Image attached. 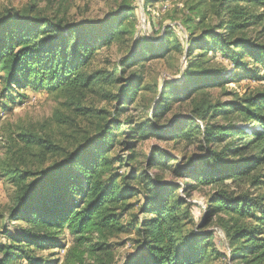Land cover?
Here are the masks:
<instances>
[{
  "label": "trees",
  "instance_id": "obj_1",
  "mask_svg": "<svg viewBox=\"0 0 264 264\" xmlns=\"http://www.w3.org/2000/svg\"><path fill=\"white\" fill-rule=\"evenodd\" d=\"M208 1L218 23L188 41L180 85L159 88L147 81L144 61L164 58L166 40L158 46L137 40L117 62L99 60L100 48L124 34L120 14L132 13L129 4L102 20L76 23L34 2L0 10L5 95L42 89L90 125L79 129L56 113L55 122L70 126L71 135L80 131L66 146L31 129L7 139L0 178L13 191L7 210L0 211V237L6 240L0 241V264H115L113 241L130 230L138 253L124 264H211L223 256L211 244L216 232L229 263L264 264V196L250 191L264 185V90L214 95L216 87L241 77L235 72L264 70V0ZM179 48L177 43L174 50ZM216 51L232 72L207 57ZM98 60L113 68L95 67ZM106 87L104 100L116 103L111 118L83 105L87 93ZM145 92L157 97L146 116L124 115ZM172 102L185 105L189 116L171 112ZM149 139L168 147H151L136 164L137 145ZM200 186L208 188L205 208L200 223L191 226L185 198ZM208 226L213 230L205 231ZM45 248L63 249V255L48 260L54 252L38 254Z\"/></svg>",
  "mask_w": 264,
  "mask_h": 264
},
{
  "label": "rangeland",
  "instance_id": "obj_2",
  "mask_svg": "<svg viewBox=\"0 0 264 264\" xmlns=\"http://www.w3.org/2000/svg\"><path fill=\"white\" fill-rule=\"evenodd\" d=\"M32 2L36 3L38 8L44 9L47 14L57 13L58 11V16H64L65 20L70 23L102 20L107 14L117 10L123 4H129L132 8V13L127 16L125 13L120 14L126 16H123L120 21V24L124 27V34L109 47L102 46L100 48L102 58L99 60L102 62L108 58L111 62H117L126 55L127 51L134 46L137 40L153 42L156 46L159 45L160 41L166 40L170 44V49L164 58L154 60L148 57L144 61L147 66L149 65L147 81L152 85L155 84L158 88L163 83L180 85L182 82L181 74L186 67L184 52L188 41L190 39H197L202 35L204 30L218 23L214 8L208 0H151L147 3L145 0H0V10L3 7H20ZM217 32L221 34L223 31L218 30ZM208 42L211 49L212 43L210 40ZM177 43L180 44V48L175 51L174 47ZM198 52V50L195 51V53ZM206 55L207 57H212L216 63L223 64L231 72L234 70V67L228 60L223 58L217 51L207 52ZM99 60L95 63V67H108L109 70L113 68L101 64ZM235 74H240L241 77H238L234 81H228L221 87H216L214 95L219 97L221 92L226 91L242 96L252 91L264 90L263 68H259L258 73H253L255 76H259L257 79L251 77L254 75H247L244 70L237 71ZM0 76H2L1 70ZM2 87L3 84L0 80V95L3 96L2 98L0 97V159L3 158V153L6 150L7 139L13 136V133L19 132V129H31L33 133L39 134L41 137L51 135L56 142L66 146L68 139H73L76 133L71 135L70 126L58 125L54 119V114L56 113L57 115L69 117L79 129L80 127L88 129V126H90L88 120L75 112L73 106L69 108L61 106L63 102L61 98H56L42 89L35 90L31 87L13 89V93L8 97L2 91ZM107 88H101L96 93H87L83 105L87 108H92V110L104 109L108 112L107 117L111 118L116 103L104 100V96L110 91ZM116 89L114 87L112 92H115ZM142 96H144L142 97V101L126 107L124 115L132 114L135 119H142L146 116V112L150 111L157 97L152 93L146 92L142 93ZM230 98L222 95L223 100H229ZM178 108L179 104L172 102L171 112L175 113L178 110L179 112H183L184 115L189 116V111L185 105ZM165 118L169 119V113L163 119ZM161 121L162 119L159 122ZM94 134L95 132L93 131L92 135ZM70 136L73 137L70 139ZM77 136H80V131ZM156 145L164 149L168 147V145L159 143L154 139L139 143L136 148L139 152L136 164L142 162L144 157L149 154L151 147ZM119 149L118 146H115L113 152H117ZM189 149L192 151V147ZM165 178L171 179L168 174L165 175ZM12 191L13 188L4 179L0 178V211L5 212L7 210ZM250 191L256 195L264 196V185ZM207 194L208 188L200 186L185 198L186 210L188 209L189 213L188 219L190 218L192 223L191 226L200 223ZM135 200L133 199V202ZM129 220L127 216L122 221L123 223H127ZM24 225L25 223L21 222V226L25 227ZM210 230H213L210 226L205 229V231ZM134 239L135 233L133 230H130L127 234H122L113 241L118 243L114 249L115 264H124L125 259L138 253V247L135 245ZM222 239L223 237L219 232H216L211 239V244L216 248L217 253L223 254V256L214 259L211 264H231L228 261V255L221 249ZM0 241L6 242L1 237ZM51 252H54V256H48V260L60 258L63 255V249L50 248H45L39 251L38 254L47 256ZM16 264L25 263L20 261Z\"/></svg>",
  "mask_w": 264,
  "mask_h": 264
}]
</instances>
